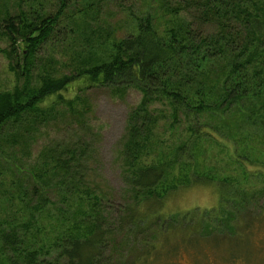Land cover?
<instances>
[{"label": "trees", "instance_id": "obj_1", "mask_svg": "<svg viewBox=\"0 0 264 264\" xmlns=\"http://www.w3.org/2000/svg\"><path fill=\"white\" fill-rule=\"evenodd\" d=\"M76 1L0 0L1 35L10 48L11 68H19V76L28 81L33 56L43 46L53 45L50 40L75 33L76 23L68 12ZM155 1L162 17L177 15L179 10L194 12L196 17L186 30L171 27L165 38L154 23L156 12L144 17L132 13L134 33L113 44L107 62L57 80L44 76L38 93L25 105L18 97L10 101V94L0 95L1 139L9 119L62 91L72 98L93 87L114 94L131 88L142 93L140 105L128 116L121 150L130 170L127 181L132 202L117 206L109 193L85 186L83 170L91 137L83 134L76 143H58L49 150L51 180L43 189L52 185L59 206L39 197L34 209L49 205L62 218L70 217L67 229L64 235H56L51 228L42 237L43 231L33 230L32 216L27 222L0 226L2 264H179L182 253L197 262L202 256L205 264H237L252 254L253 237L264 229V210L255 219L241 212L255 203L259 182H250L253 177L264 178V163L237 155L233 148L234 162L242 172L216 178L204 168L201 171L197 155L199 143L228 146L229 135L244 136L236 129L242 120L252 121L264 134V0ZM89 6L95 7L93 2ZM208 27L212 29L209 34L203 31ZM18 55L23 60L20 67ZM72 98L66 100L68 105ZM58 100H63L61 95ZM155 104L160 109H152ZM181 117L187 135L170 160L141 166L145 147L141 148L140 140L153 133L161 120L176 123ZM172 168L176 174L185 173L181 187H213L218 206L202 212L165 210L164 198L177 190L176 183H166ZM223 218L226 226H233L229 232L221 228L219 233L210 232L211 228L219 230ZM255 244L263 246L264 237L263 243Z\"/></svg>", "mask_w": 264, "mask_h": 264}, {"label": "rangeland", "instance_id": "obj_2", "mask_svg": "<svg viewBox=\"0 0 264 264\" xmlns=\"http://www.w3.org/2000/svg\"><path fill=\"white\" fill-rule=\"evenodd\" d=\"M92 2L95 7L89 6ZM72 5L68 14L71 21L76 23L75 33H68L71 37L69 40L62 33L60 37L52 39L53 42L50 40V44L54 46L46 45L37 51L32 58L33 66L27 77L28 81L24 75L19 76V68L15 71L11 68L12 61L8 54L10 48L0 30V95L10 94V101L18 97L25 105L38 93L44 76L57 80L63 76H72L81 69L107 62L113 44L134 33L132 13L137 17H144L148 12H156L154 23L165 38L171 27L180 26L182 30H186L196 17L194 12L190 13L188 10H179L177 15L162 17L155 0H77ZM2 14L0 10V15ZM196 21L199 22V16ZM203 31L209 34L212 29L203 28ZM17 59L20 67L23 60L20 55ZM59 95L62 96V101L58 100ZM72 96L62 91L41 98L34 108L22 111L20 117H13L4 124L0 139V226H7L8 222H27L32 216L33 230L43 231L42 237L52 231L51 228H54L56 235H64L66 220L69 221L70 217L62 218V214L58 215L49 205L37 211L34 207L39 197L40 200L55 202V207L59 206V199L52 185L43 189L44 183L51 180L49 150L58 143H76L83 134L91 137L88 140L91 145L89 149L94 150H89L86 170H83L85 186L91 191L109 193L111 201L117 206L132 202L127 181L130 179V170L125 166L126 160L121 155V150L127 135L128 116L140 105L142 93L131 88L114 94L109 89L93 87L77 92L76 98ZM71 98L73 102L68 105L66 100ZM154 108L160 109V105L155 104L152 106ZM242 121H239L242 124L240 127L237 124L236 129L250 140H245L238 133L235 137L229 135L231 143L227 142L228 146L199 143L197 166L201 171L204 168L205 173L216 178L237 176L242 170L234 162L233 148H237V155L264 163V134L252 121ZM185 124L182 117L176 123L173 119H163L153 133L143 137L140 140L141 148L145 147L141 166H159L169 161L174 149L187 135ZM191 151L193 154L192 149ZM171 172L166 183H176L177 190L164 198L165 210L202 212L218 206V196L213 187H181L183 183L180 181L184 180L185 173L176 174L175 168ZM256 182L259 184L254 189L255 203L241 212L250 219H255L264 210V178L253 177L250 183ZM236 217L243 221L241 216ZM230 219L233 220V217ZM14 223L12 225H16ZM218 224L219 230L211 228L210 232L219 233L220 228L229 232L233 227L231 224L226 226L224 218ZM263 237L264 229L253 237L250 257L245 261H237V264H264V245L255 244L263 243ZM202 259L201 256L197 262L192 255L182 253L177 261L179 264H205Z\"/></svg>", "mask_w": 264, "mask_h": 264}, {"label": "bare ground", "instance_id": "obj_3", "mask_svg": "<svg viewBox=\"0 0 264 264\" xmlns=\"http://www.w3.org/2000/svg\"><path fill=\"white\" fill-rule=\"evenodd\" d=\"M210 254V253H209Z\"/></svg>", "mask_w": 264, "mask_h": 264}]
</instances>
